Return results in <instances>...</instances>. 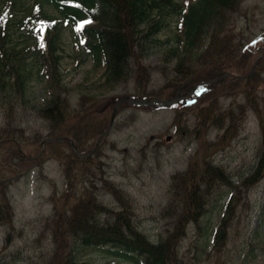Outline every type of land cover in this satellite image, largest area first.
I'll list each match as a JSON object with an SVG mask.
<instances>
[{
  "label": "rangeland",
  "instance_id": "rangeland-1",
  "mask_svg": "<svg viewBox=\"0 0 264 264\" xmlns=\"http://www.w3.org/2000/svg\"><path fill=\"white\" fill-rule=\"evenodd\" d=\"M174 1L180 5L161 2L151 9L150 18L160 19L162 26L146 42L145 55L134 64L132 74L111 82L105 78L104 56L97 59L88 38L79 33L92 20L70 22L56 8H50L48 19L41 16L35 0H0L7 62L24 78L19 89L15 74L0 73V181H4L0 200L10 201L13 209V216L0 222V264L56 263L61 253L55 241L60 219L53 196H60L65 188L73 191L72 203L94 193L102 202L117 206L106 185L111 180L130 196L139 228L156 239L171 227L175 215L171 204L181 202L173 175L193 166L197 151L223 165L236 183L251 170L261 127L248 94L264 98V46L256 38L264 33V0H242L227 13L231 40L226 44L235 53L219 56L222 68L210 64L207 71L198 68L187 75L178 72L177 65L188 60L184 13L195 0ZM210 33L197 44V51L206 52ZM48 36H55L58 45L57 75L47 55ZM255 66V76L248 80ZM209 75L217 83L186 103L122 101L108 130L122 96H143L147 90L151 92L147 96L167 99L188 78ZM57 94L64 104L60 122L41 112ZM210 103L215 110H208ZM230 107L239 113L236 121L211 122L213 113ZM49 139L55 144H48ZM73 144L82 153L92 154L88 161L75 162L69 176L64 163L76 151ZM16 148L29 154L24 168ZM212 189L207 210L198 223L187 224L180 240L183 260L187 264H264V178L237 191L230 236L220 253L212 250L214 231L232 189L224 182ZM76 257L93 264H140L141 259L109 245L77 246Z\"/></svg>",
  "mask_w": 264,
  "mask_h": 264
},
{
  "label": "trees",
  "instance_id": "trees-1",
  "mask_svg": "<svg viewBox=\"0 0 264 264\" xmlns=\"http://www.w3.org/2000/svg\"><path fill=\"white\" fill-rule=\"evenodd\" d=\"M40 4V14L45 18H51L50 8H56L62 17L70 22L80 23L86 19L93 22L87 23L79 28V33L88 38V43L97 59L103 55L105 58L106 81L117 82L130 75L134 64L145 55L146 42L162 26L160 19L150 18L151 9L159 6L161 2L170 3L174 6L180 4L174 0H35ZM242 0H195L184 13L185 50L187 61H181L177 65V71L183 75L191 74L200 68L206 70V65L218 63L222 68L219 56L235 53L226 43L230 41L231 29L227 27L228 12L238 8ZM23 5V3H20ZM2 8L0 7V14ZM147 24L146 27L142 25ZM229 29V30H228ZM0 29V73L15 74V83L18 88L24 82L23 72L16 66L7 62L8 48L4 33ZM211 32L210 42L206 52L197 51L198 43L207 38ZM264 46V41L262 42ZM58 45L55 36H48V52L53 59L55 74L58 71L57 53ZM49 53V54H48ZM196 65L192 67V62ZM224 66V65H223ZM4 67L6 68L4 70ZM137 67V66H136ZM188 68V69H186ZM144 69V67H140ZM256 71V70H255ZM255 71L247 76L250 80L255 76ZM197 72V71H196ZM194 73V72H193ZM192 73V74H193ZM132 74V73H131ZM222 74V73H221ZM220 74V76H221ZM203 75V74H202ZM219 75V74H212ZM212 75L198 79L188 78L184 87L193 83L210 80ZM228 76V75H227ZM228 77H231L229 74ZM2 76L0 75V79ZM223 78H220L222 80ZM217 82L209 81L207 86ZM151 92L144 90L142 95H150ZM255 113L259 118L261 127V140L256 152V160L251 170L246 173L238 183L234 181L227 169L213 160H209L202 151H197L194 164L173 175V186L177 187L178 198L181 200L174 207V219L171 220V227L167 233L150 238L139 228L130 202L124 189L117 186L111 180L106 181L112 195L118 202L117 206H111L102 202L96 195L90 194L86 198H79L77 203H72L73 196H70L68 189L60 196L54 195L55 214L60 219L58 230L55 235L56 248L61 246V253L58 254L55 264H93L87 261H79L76 257L77 246H105L117 247L119 251L127 254L140 256V264H187L180 255V240L186 234L187 224L193 220L199 222L201 216L207 210L208 194L219 182H224L232 189L226 202L224 213L214 231L212 250L220 253L229 239V230L234 220V208L237 203V191L241 186L250 188L264 178V98L258 94H248ZM259 97L260 101L256 98ZM125 101V100H124ZM242 108L243 104H239ZM64 104L61 96L49 99L48 103L41 110L44 116L54 122H60ZM211 103L208 110H215ZM205 111L203 112V115ZM235 107L213 113L211 122L221 124L224 119L229 118L230 123L238 119ZM229 131V126H227ZM48 144H55L48 140ZM99 148V145L96 146ZM95 149V150H96ZM14 151L21 157L20 165L24 168L29 154L22 153L19 148ZM44 151L40 156H44ZM88 157H80L73 151L66 157L65 170L72 173V166L75 162L88 161ZM181 178L183 180H181ZM113 183V184H112ZM4 181H0V188ZM72 189L74 187H71ZM73 204V205H72ZM69 205H72L69 208ZM13 216V209L10 201L0 200V222L7 221ZM61 255V256H60ZM56 258V257H55ZM29 264H39L32 261ZM51 264V263H49Z\"/></svg>",
  "mask_w": 264,
  "mask_h": 264
},
{
  "label": "water",
  "instance_id": "water-1",
  "mask_svg": "<svg viewBox=\"0 0 264 264\" xmlns=\"http://www.w3.org/2000/svg\"><path fill=\"white\" fill-rule=\"evenodd\" d=\"M261 36H264V34H262ZM123 99H127L129 100L130 102H133V103H137V104H153V103H161L163 105H168V104H171L175 101H177V99L173 98V99H159V98H153V97H132V96H123L119 99V101L116 103L115 105V108L113 110V113H112V117H111V121H110V124H109V127L111 126L113 120H114V117H115V114H116V111L118 109V106L119 104L121 103V101ZM170 138V137H168ZM79 152V151H78ZM80 153V152H79ZM80 155L82 156V154L80 153Z\"/></svg>",
  "mask_w": 264,
  "mask_h": 264
},
{
  "label": "flooded vegetation",
  "instance_id": "flooded-vegetation-1",
  "mask_svg": "<svg viewBox=\"0 0 264 264\" xmlns=\"http://www.w3.org/2000/svg\"><path fill=\"white\" fill-rule=\"evenodd\" d=\"M182 91V90H181ZM184 93V90H183V92H181V94H183Z\"/></svg>",
  "mask_w": 264,
  "mask_h": 264
}]
</instances>
